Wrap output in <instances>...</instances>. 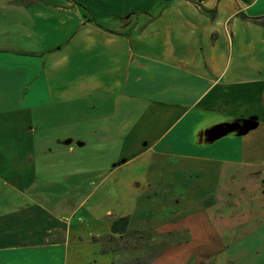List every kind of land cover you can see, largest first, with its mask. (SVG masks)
Masks as SVG:
<instances>
[{
	"label": "crops",
	"instance_id": "0c3cea01",
	"mask_svg": "<svg viewBox=\"0 0 264 264\" xmlns=\"http://www.w3.org/2000/svg\"><path fill=\"white\" fill-rule=\"evenodd\" d=\"M263 195L264 0H0V264H115L125 216L224 248Z\"/></svg>",
	"mask_w": 264,
	"mask_h": 264
},
{
	"label": "rangeland",
	"instance_id": "374dc122",
	"mask_svg": "<svg viewBox=\"0 0 264 264\" xmlns=\"http://www.w3.org/2000/svg\"><path fill=\"white\" fill-rule=\"evenodd\" d=\"M87 112L91 113L86 105L81 104L80 115L83 116ZM111 122L112 124L107 123L108 127H112L113 132L111 139H107V160L118 162L125 157L128 150L121 147L123 136L116 128V122ZM262 198L260 202L259 199L236 202L239 219H244V222L220 229L221 236L223 231L226 235L219 241L220 246L224 248L218 249L215 245L212 248L183 247L184 240L189 239L186 237L189 233L184 232L181 224L183 223L182 216H180L181 219L172 220L169 225L166 216L155 214L152 217L144 216L134 223L137 225L128 228L125 232H113L107 235V251L111 252L115 264H264V252H262L264 249L261 248L257 252V243L248 244L243 249L244 254L238 256L237 252L241 249H232L234 243L227 242L232 237L249 234L248 228L253 230L249 237L258 236L260 238L261 234H264V227L261 228L264 225V195ZM232 205H225L221 208V211L225 212L223 214L229 213L227 208ZM261 215L263 218H260ZM257 216L259 218L255 219ZM262 240L264 244V238ZM234 250L237 252L233 253Z\"/></svg>",
	"mask_w": 264,
	"mask_h": 264
},
{
	"label": "trees",
	"instance_id": "16d2710c",
	"mask_svg": "<svg viewBox=\"0 0 264 264\" xmlns=\"http://www.w3.org/2000/svg\"><path fill=\"white\" fill-rule=\"evenodd\" d=\"M129 218L128 216L120 217L112 222V232L122 233L128 230Z\"/></svg>",
	"mask_w": 264,
	"mask_h": 264
}]
</instances>
